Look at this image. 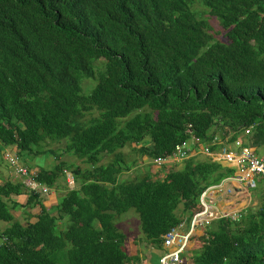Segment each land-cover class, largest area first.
Listing matches in <instances>:
<instances>
[{"label": "trees", "instance_id": "trees-1", "mask_svg": "<svg viewBox=\"0 0 264 264\" xmlns=\"http://www.w3.org/2000/svg\"><path fill=\"white\" fill-rule=\"evenodd\" d=\"M196 5L218 20L225 42ZM191 136L210 152L238 138L264 152V0H0V150L58 157L42 147L58 143L88 166L60 161L34 174L53 188L72 172L76 186L57 216L21 182L0 183V222L9 224L0 264H137L115 225L129 210L160 249L181 215L190 223L201 209V192L234 169L191 158L161 178L119 181L132 167L121 150L153 160ZM105 154L110 162L99 165ZM21 194L40 209L25 224L11 213ZM260 194L238 222L221 218L191 236L192 264H264Z\"/></svg>", "mask_w": 264, "mask_h": 264}, {"label": "rangeland", "instance_id": "rangeland-1", "mask_svg": "<svg viewBox=\"0 0 264 264\" xmlns=\"http://www.w3.org/2000/svg\"><path fill=\"white\" fill-rule=\"evenodd\" d=\"M195 8L199 11L204 12L203 18L207 19V21L210 24L211 27V33L213 34L214 38L216 40L225 42L226 39L224 38L223 34V29L220 27L219 22L215 19L209 16L207 10L203 8L200 5H196ZM88 81H83V92L88 94L90 88H86L85 85H88ZM90 82V81H89ZM147 145V144H146ZM148 146V145H147ZM43 149H52V150H58L61 149L62 146L58 143L51 144H43ZM60 152V150H59ZM121 153L126 156L124 161L128 165H132L131 170L129 172H123L121 176H119L118 180H130L134 179L135 177L140 178L142 174L144 173H149L152 169V160L148 159L146 157H142L139 155L138 152L133 150V147L127 146L122 149ZM264 154V152L262 151ZM27 157V156H25ZM111 157L108 155H101L99 165H106L108 162H110ZM60 161H66L67 163H73L79 166L80 168L84 169L87 168L88 166L85 165L81 160H79L77 157H75L72 154H62L58 157L56 155H52L50 153H43L38 156H30L28 157V161L32 163V166L36 169H49L53 167L55 164H57ZM181 165V164H178ZM183 165V164H182ZM164 168V167H163ZM3 175V176H2ZM16 178L11 172L10 168L8 165V162L6 158H2L1 160V166H0V181H6L12 178ZM6 179V180H5ZM61 180V179H60ZM257 183L259 184V187L255 189V186H249L247 182L241 184V185H236V184H231L230 186L233 188H236L241 191L240 195L243 197L245 200L243 203H239L241 201L237 200L235 202L236 205H239L237 208L239 209H257L259 206V199H260V193L262 191L264 192V181L263 179L256 178ZM241 198V200L243 201ZM60 198H57V201H59ZM30 209L27 210H19L18 208L16 209H11V213L15 217V220L18 222H25L30 219L31 215L27 214ZM33 212V209H31ZM115 225L117 229L122 232L126 239H125V244H124V249L125 252L128 253L129 256L133 257H138V263L142 261V264H158L157 262V257L158 254L156 253V250L154 247H152L150 244H146L144 240V235L141 232L140 229V220L138 218L137 213L134 210H129L128 212L117 216L115 219ZM214 223L212 224L211 228L213 227ZM9 224L5 222H0V228L4 229L8 227ZM66 226L65 222H62L59 226L60 228H63ZM181 229L182 226L178 229V235H181ZM209 230V229H208ZM204 231V229H202ZM189 240V239H188ZM190 242L187 243V247H190L188 251L185 252L184 256L185 259H188L191 261L190 258V251L194 247H192L193 243L190 246ZM188 261V262H189ZM190 263V262H189Z\"/></svg>", "mask_w": 264, "mask_h": 264}, {"label": "clouds", "instance_id": "clouds-1", "mask_svg": "<svg viewBox=\"0 0 264 264\" xmlns=\"http://www.w3.org/2000/svg\"><path fill=\"white\" fill-rule=\"evenodd\" d=\"M212 18H214V17H212ZM216 19V18H215ZM217 20V19H216ZM218 21V20H217ZM223 34H224V32H223ZM246 134L247 133H249L248 131L247 132H245ZM192 137H194V138H196V139H198L197 137H195V136H191L188 140H185V141H189ZM199 140V139H198ZM185 141H183V142H185ZM182 143V142H181ZM176 146V145H175ZM192 147H193V151H192V154L188 157V158H186V159H184V160H182V161H180L181 163H185L187 160H189V159H191V158H193V155L195 154V152H196V150L197 149H200L199 151L200 152H202L203 153V155H205V156H207V157H210V156H214V157H210L212 160H214V161H216L217 159H219V160H222L223 162H226L227 163V165H231V164H233L234 166H235V168H231V169H234V173L232 174V175H229L228 177H226V178H224L219 184H217V185H211V186H209V187H207L204 191H202L201 192V194H200V196H199V206L201 207V209L195 214V215H197V214H199V213H202L203 211H205V209L207 208V210H206V213H205V215L208 217V215H207V212L208 213H218L219 214V217H217L216 219H213L211 222H210V224L208 225V226H203L202 224H199V223H197V224H193V219H194V217H195V215L191 218V220H190V223L189 222H187L186 221V216H183V215H181V217H182V222H181V224L178 226V227H176V228H174V229H172V230H174L175 231V233H176V235L177 236H179V237H183V239L184 238H186L185 239V245H183V247L180 249V246H178L177 244H172L171 246H169V247H166L165 246V244H164V240H165V236H167L168 235V233L170 232H168V233H166L163 237H162V241H161V248L160 249H155L156 250V253L158 254V257H157V262H158V264H160L159 263V260H160V258L162 257V256H165V255H167V254H169V253H171V252H175L176 250H179L180 249V251L177 253L178 255H179V258L181 259V260H183V261H185V262H187L188 264H192V261H189L188 259H185V256H184V254H185V252L186 251H188V249H190V247H187V243H189V242H191L190 241V238H191V236L194 234V230H196L197 228H199V229H201V234H203L204 235V232H206V231H208V229L210 230L211 229V226H212V224H213V222L215 221V220H218V219H221V218H227V217H229L230 219H233L235 222H238L239 221V219H240V215H241V213L243 212V211H246L247 209H243V210H235V211H220L218 208H217V206H216V204H215V196L217 195V194H227V195H230L231 193H232V190L231 189H228V188H225V186H229V185H231V184H236V185H241V184H243V183H245V182H247L248 183V185L249 186H255V189H257L258 187H259V184L257 183V181H256V178H260L261 177V179H263V181H264V176L263 175H255V176H252V177H248L247 176V173H248V168H247V170H246V166H245V164L244 165H240V163H238V158L241 156V154L242 153H244V152H250V153H252L255 157H257V158H260V157H264V154L262 153V151H259L258 153H254V151L253 150H251L247 145H245L244 143H243V140L241 139V138H238V139H236L235 141H233V142H231V143H226V144H224L222 147H220L219 148V150H217V151H209L208 150V148L207 147H204V144L199 140V142L198 143H195V144H193L192 145ZM59 150H60V152H59ZM122 151V150H121ZM174 151V150H173ZM6 152H9V153H12V154H14V155H16L17 157H18V159H19V161H20V163L23 165V166H25V168H27V170H28V172H29V176L31 177V179L34 181V183L36 184V187H34V188H28V187H26L25 186V184H24V178L23 177H20V176H18L16 173H15V171L10 167V165H9V163H8V165H9V168H10V172L16 177V178H12V180L11 179H9V180H6V181H11V182H13V183H15V182H21L23 185H24V187H25V189H26V191H31V192H33L34 194H37V196H38V198L40 199V203L42 204V196H45V195H48V194H50L51 193V191H52V189H54V187L57 185V184H60V183H64V186H65V188H66V192H67V188H73V187H75L76 186V184H75V181H74V177H73V174H72V172H70V171H65L64 172V178H62L61 180H59L57 183H56V185L53 187V188H49V187H47V186H45V185H41V184H39L38 182H36L35 180H34V178H33V176H34V174L36 173V171L38 170L37 168L35 169L33 166H32V163H30V162H27L28 161V157H30V156H27V157H20V156H18L17 155V153H16V151L12 148V147H2L1 148V150H0V154H1V157L2 158H5V153ZM224 152H225V154H224ZM173 153V152H172ZM172 153L170 154V155H172ZM56 154L57 155H62V154H67V153H64L61 149H58L57 151H56ZM170 155H167V156H165V157H168V156H170ZM225 155H231L232 156V158L231 159H228V157H226ZM33 155H31V157H32ZM159 158H161V157H159ZM157 159V158H156ZM155 159H153L152 160V166L154 167V168H158V167H156L155 165H154V163H153V161H154ZM63 162H65V163H67L66 161H63ZM216 162H218V161H216ZM179 163V162H178ZM218 163H220V162H218ZM176 164V163H175ZM76 165V164H75ZM165 165H166V163H165ZM165 165H162V167L163 166H165ZM77 166V165H76ZM222 166V165H221ZM162 167H160V168H162ZM245 167V168H244ZM159 168V169H160ZM2 181H0V183H1ZM66 192L63 194V196L62 197H64V195L66 194ZM207 193V196H205V199L204 200H201V197H202V195H203V193ZM62 197L60 198V200L62 199ZM59 200V201H60ZM59 203V202H58ZM26 204V203H25ZM25 204L24 205H20V207H23L22 209H24V210H27V209H30L29 210V212L30 213H27V214H30L31 215V217H30V219L32 218L33 219V217H34V215L37 213V212H39V205H36L35 207H31V206H25ZM19 207V206H18ZM17 207V208H18ZM57 208V207H56ZM12 209H16V208H12ZM31 209H33V213L34 214H32V211H31ZM180 209H182V207L180 206L179 207V210ZM179 214H180V212H178ZM57 214H58V211H57V209H56V214L55 215H52V216H57ZM50 215V214H49ZM15 218V217H14ZM31 219V220H32ZM66 220H67V218H64L63 219V221H61V222H59L58 223V225L60 226V224L62 223V222H65V224H66ZM28 221V220H27ZM27 221H25V222H23V223H21V224H25ZM180 226H182V229H181V235H178V229L180 228ZM65 228V227H64ZM1 229V228H0ZM5 229V228H4ZM4 229H1V230H4ZM60 229H63V228H60ZM202 229H204V231H202ZM171 230V231H172ZM189 239V240H188ZM144 240L146 241V238L144 237ZM146 244L148 243L147 241L145 242ZM149 244V243H148ZM152 246V245H151ZM153 247V246H152ZM128 254V253H127ZM129 256V255H128ZM130 257H133V256H130ZM190 257H191V253H190ZM190 263H189V262ZM137 264H142V261H140L139 263L137 262Z\"/></svg>", "mask_w": 264, "mask_h": 264}, {"label": "built area", "instance_id": "built-area-1", "mask_svg": "<svg viewBox=\"0 0 264 264\" xmlns=\"http://www.w3.org/2000/svg\"><path fill=\"white\" fill-rule=\"evenodd\" d=\"M199 140L192 137L189 141H185L182 142L180 144H177L174 147V151L172 153V155L168 156V157H161V158H157L153 161L154 165L158 168L162 167V165H165V163H168L170 161H173L174 163H178L186 158H188L193 151V147L192 145L195 143H198ZM225 154V152H224ZM226 157H228V159H231L232 156L231 155H225ZM5 158L7 160V162L9 163L10 167L15 171V173L24 178V184L26 187L28 188H34L36 187V184L34 183V181L31 179V177L29 176V172L27 170V168H25V166H23L18 157L12 153L6 152L5 153ZM238 163H240V165H244L246 166V170L248 168V173L247 176L252 177L255 175H263L264 176V157H260L257 158L255 157L252 153L250 152H244L241 154V156L238 158ZM245 168V167H244ZM205 196H207V193H203L201 200L205 199ZM207 208L205 209V211H203L202 213H199L197 215H195L194 219H193V224H202L203 226H208L210 224V222L213 219H216L217 217H219L218 213H208L207 215L208 217L205 215ZM185 239H183V237H179L176 235L175 231L172 230L168 233L167 236H165V240H164V244L166 247L171 246L173 243L177 244L178 246H180V249L183 247V245H185ZM179 250H176L175 252H171L165 256H162L159 260L160 264H188L187 262L181 260L179 258V255L177 254Z\"/></svg>", "mask_w": 264, "mask_h": 264}, {"label": "crops", "instance_id": "crops-1", "mask_svg": "<svg viewBox=\"0 0 264 264\" xmlns=\"http://www.w3.org/2000/svg\"><path fill=\"white\" fill-rule=\"evenodd\" d=\"M199 150L200 149H197L195 154L193 155V158H195L198 161H205L207 159H211L210 157H214V156L207 157V156L203 155V153L200 152ZM216 161L220 162V164L222 165L223 168H235V166L233 164L227 165L226 162H223L222 160H219V159H217ZM178 164H181V165H178ZM163 167L160 169L152 167V169L149 173L152 175V177L154 179L161 178L165 171L168 172L169 170H174V171L179 170V169L184 167V163L179 162V163L175 164L173 161H170V162L166 163V165ZM225 188L231 189L232 193L230 195H227V194H222V195L220 194L219 195V194H217L215 196V204H216L217 208L220 211H228V212L238 210L237 207L239 205H236V204H240V203H243L245 201L243 199V197L240 195L241 191L236 189V188L231 187L230 185L225 186ZM65 192H66V188L64 186V183H60V184H57L54 187V189H52L50 194L42 196V204L41 205L47 210V212L50 214V216L56 214V209H57L56 207H57L58 202H59V201H57V198L58 197L61 198ZM241 198L243 199V201L241 200ZM26 199H27V195H24V194L11 197V201H13L14 203H18L20 205H24L26 203ZM237 200H239L241 202L235 204V202ZM20 205H19L18 209L24 211V209H22L23 207H20ZM239 210H243V209H239ZM177 212H180V210H178ZM32 214H34V213L32 212ZM194 234L200 235L201 229L197 228L196 230H194ZM190 243L191 244L193 243L192 247H194V245H195L194 240H191ZM191 244H190V246H191Z\"/></svg>", "mask_w": 264, "mask_h": 264}]
</instances>
